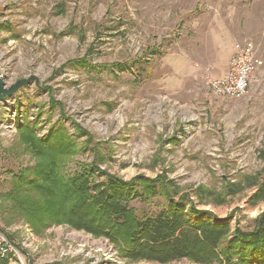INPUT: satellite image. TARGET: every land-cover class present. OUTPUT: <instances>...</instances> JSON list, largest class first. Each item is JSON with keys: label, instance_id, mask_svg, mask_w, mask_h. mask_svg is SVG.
Listing matches in <instances>:
<instances>
[{"label": "rangeland", "instance_id": "obj_1", "mask_svg": "<svg viewBox=\"0 0 264 264\" xmlns=\"http://www.w3.org/2000/svg\"><path fill=\"white\" fill-rule=\"evenodd\" d=\"M245 39L262 66L242 98L215 96L209 78L225 74ZM0 75L6 85L38 80L0 102V191L34 162L16 143V124L27 121L40 137L60 126L88 133L68 174L93 160L123 180L164 174L233 227L264 210L246 187L264 172V0H0ZM74 137L83 146L85 136ZM235 186L243 189L229 194ZM197 190L210 192L205 203ZM1 238L7 264H160L130 262L66 225L35 235L3 214Z\"/></svg>", "mask_w": 264, "mask_h": 264}, {"label": "trees", "instance_id": "obj_2", "mask_svg": "<svg viewBox=\"0 0 264 264\" xmlns=\"http://www.w3.org/2000/svg\"><path fill=\"white\" fill-rule=\"evenodd\" d=\"M75 127L74 136H85L83 146L63 126L40 137L27 121L16 124V143L34 162L13 174L7 190L0 191V214L22 219L35 235L66 225L107 239L130 262L264 264V210L251 226L233 227L230 216L218 218L198 209L164 174L123 180L101 171L95 160L68 174V163L91 142L85 130ZM259 175L246 185L253 187L251 204L264 201V172ZM241 186L229 194L240 192ZM197 191L200 202L210 195ZM133 199L152 208L139 213L130 206ZM7 261L0 257V264Z\"/></svg>", "mask_w": 264, "mask_h": 264}, {"label": "built area", "instance_id": "obj_3", "mask_svg": "<svg viewBox=\"0 0 264 264\" xmlns=\"http://www.w3.org/2000/svg\"><path fill=\"white\" fill-rule=\"evenodd\" d=\"M234 54L228 63L225 74L219 78H209L208 86L215 96L228 99H240L249 90L254 74L262 66V60L256 53V47L251 39L236 42ZM3 238L0 240V251L6 252Z\"/></svg>", "mask_w": 264, "mask_h": 264}, {"label": "water", "instance_id": "obj_4", "mask_svg": "<svg viewBox=\"0 0 264 264\" xmlns=\"http://www.w3.org/2000/svg\"><path fill=\"white\" fill-rule=\"evenodd\" d=\"M32 79L37 82V78L35 76H30L28 78H22L16 80L14 83L10 85H6L4 82L2 75H0V102L4 100L5 97L10 96L11 94L15 93L21 86L26 85Z\"/></svg>", "mask_w": 264, "mask_h": 264}]
</instances>
